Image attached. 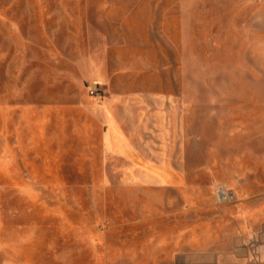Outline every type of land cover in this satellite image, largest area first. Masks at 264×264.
<instances>
[{
	"label": "rangeland",
	"instance_id": "1",
	"mask_svg": "<svg viewBox=\"0 0 264 264\" xmlns=\"http://www.w3.org/2000/svg\"><path fill=\"white\" fill-rule=\"evenodd\" d=\"M0 264H264V0H0Z\"/></svg>",
	"mask_w": 264,
	"mask_h": 264
},
{
	"label": "built area",
	"instance_id": "2",
	"mask_svg": "<svg viewBox=\"0 0 264 264\" xmlns=\"http://www.w3.org/2000/svg\"><path fill=\"white\" fill-rule=\"evenodd\" d=\"M101 89L99 88V86L97 84H93L89 87V92L93 97H101Z\"/></svg>",
	"mask_w": 264,
	"mask_h": 264
}]
</instances>
